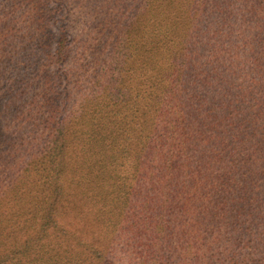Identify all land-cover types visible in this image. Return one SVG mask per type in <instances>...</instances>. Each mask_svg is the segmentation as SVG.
<instances>
[{"label":"trees","instance_id":"trees-1","mask_svg":"<svg viewBox=\"0 0 264 264\" xmlns=\"http://www.w3.org/2000/svg\"><path fill=\"white\" fill-rule=\"evenodd\" d=\"M130 1L0 2V264H264V0Z\"/></svg>","mask_w":264,"mask_h":264},{"label":"rangeland","instance_id":"rangeland-1","mask_svg":"<svg viewBox=\"0 0 264 264\" xmlns=\"http://www.w3.org/2000/svg\"><path fill=\"white\" fill-rule=\"evenodd\" d=\"M68 1L70 2V7L72 9L71 13L73 16L71 28L74 36L77 37L78 39L76 45H74L75 46L74 48H76L80 40L85 39L84 32L88 30L91 31L92 29H94V26L98 21H101L100 25L105 23L104 19L106 18L107 13L111 14V8L106 9L101 7L102 5H106V2L108 0H68ZM126 1L131 8H134L130 0H126ZM144 27L145 30H147V27L146 26Z\"/></svg>","mask_w":264,"mask_h":264}]
</instances>
